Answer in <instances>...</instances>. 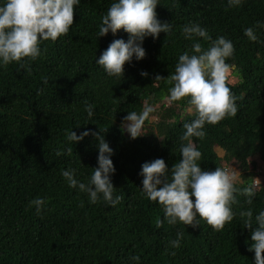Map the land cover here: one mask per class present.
I'll use <instances>...</instances> for the list:
<instances>
[{
    "label": "trees",
    "instance_id": "16d2710c",
    "mask_svg": "<svg viewBox=\"0 0 264 264\" xmlns=\"http://www.w3.org/2000/svg\"><path fill=\"white\" fill-rule=\"evenodd\" d=\"M112 2L80 0L70 31L41 44L30 74L15 63L0 67V264H135L133 256L140 264H255L249 248L257 225L243 227L239 213L264 210V179H256L264 167V0H242L237 8H228L227 0H158L157 18L172 24V33L146 37L145 58L126 63L118 79L96 63L113 40H128L123 30L97 35ZM190 22L204 27L212 40L232 41L234 54L227 62L234 68L227 86L238 109L235 116L206 125L203 139L193 137L202 154L198 163L206 171L238 165L241 188L257 181L253 203L238 195L233 220L219 232L203 220L195 227L166 222L157 227L163 212L141 191L144 163L163 159L170 170L182 158V125L193 116L186 104H168L164 97L179 55L191 49L192 41L181 35ZM250 27L256 41L244 35ZM200 43L207 49L211 41L200 38ZM157 75L162 79L155 81ZM84 101L94 105L91 118ZM145 101L155 111L144 135L133 140L121 132V122L128 112L139 113ZM71 130L95 132L112 148L111 180L114 196L121 197L115 207L102 200L90 204L86 193L62 178L61 169L71 167L87 183L98 167V141L90 135L69 143ZM37 197L45 199L40 214L29 206ZM177 232L183 239L172 249L169 241Z\"/></svg>",
    "mask_w": 264,
    "mask_h": 264
},
{
    "label": "clouds",
    "instance_id": "9594fccd",
    "mask_svg": "<svg viewBox=\"0 0 264 264\" xmlns=\"http://www.w3.org/2000/svg\"><path fill=\"white\" fill-rule=\"evenodd\" d=\"M80 0H0V67L17 64L31 73V63L42 55L41 44L66 35L73 26L74 7ZM242 0H227L228 8H237ZM158 0H113L98 26V37L109 33L115 36L120 30L128 34V40L115 39L102 52L96 63L110 78L124 75V66L146 56L143 42L146 37L154 40L160 33L166 37L172 33V24L161 22L157 18ZM181 35L192 41L190 51H184L178 57L174 73L167 79L172 86L164 97L168 104L184 103L185 112L193 116L189 122L183 123L180 135L179 153L182 157L169 170L163 159H155L141 166L142 193L157 203L163 219L156 221V226L163 223L175 226L181 223L195 227L203 220L213 231H222L225 225L234 218L232 205L237 203V196L245 197V203L251 205L257 194V186L252 184L238 187L241 173L235 168L217 167L214 171H206L198 163L201 152L195 146L193 137L203 139L206 136V125H216L227 117L237 113V97L227 86L229 74L234 65L227 61L234 54V45L224 36L215 40L199 23L190 22L183 26ZM244 35L251 41L257 36L253 28L244 29ZM200 38L211 41L207 49H203ZM141 72V76H147ZM162 78L157 75L155 81ZM85 112L91 118L94 105L84 101ZM155 107L144 102L142 110L128 112L121 122V132L127 133L133 140L143 136L145 122L151 117ZM183 120V115L181 116ZM98 141V167L92 169L87 183L79 181L74 168L61 169V176L67 186L78 189L88 196L90 204L102 200L115 207L121 200L114 196L116 189L111 177L115 174L112 162L113 150L99 134L82 131L79 135L73 130L67 133L69 143H79L88 136ZM162 139V138H161ZM69 155L72 148L67 149ZM194 198V200H193ZM40 214L45 206V199L37 197L29 201ZM243 219V227L252 228L249 251L255 253V264H264V210L253 215L251 208L239 213ZM183 239V232H177L176 238L169 241L172 249H178ZM170 254L175 255V252ZM131 260L140 264V257Z\"/></svg>",
    "mask_w": 264,
    "mask_h": 264
},
{
    "label": "rangeland",
    "instance_id": "374dc122",
    "mask_svg": "<svg viewBox=\"0 0 264 264\" xmlns=\"http://www.w3.org/2000/svg\"><path fill=\"white\" fill-rule=\"evenodd\" d=\"M230 74H232V72H231ZM230 74H229V75H230ZM232 78H235V76H233ZM232 78H231V79H232ZM218 153L222 154V151H221V150H218ZM237 166H238V165H234V166H231V168L233 167V168L236 169ZM256 179H257V180H260V179L263 180V179H264V167H263V170H262L261 174L258 175V176L256 177Z\"/></svg>",
    "mask_w": 264,
    "mask_h": 264
},
{
    "label": "built area",
    "instance_id": "2783aa9c",
    "mask_svg": "<svg viewBox=\"0 0 264 264\" xmlns=\"http://www.w3.org/2000/svg\"><path fill=\"white\" fill-rule=\"evenodd\" d=\"M224 167L231 168V167H229V166H227V165H225ZM255 184H257V181L255 182Z\"/></svg>",
    "mask_w": 264,
    "mask_h": 264
}]
</instances>
